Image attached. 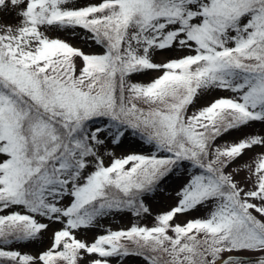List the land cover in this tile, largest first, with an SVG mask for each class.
Masks as SVG:
<instances>
[{
  "label": "snow or ice",
  "instance_id": "6c2138e0",
  "mask_svg": "<svg viewBox=\"0 0 264 264\" xmlns=\"http://www.w3.org/2000/svg\"><path fill=\"white\" fill-rule=\"evenodd\" d=\"M21 4L19 25L0 26V264H110L130 254L148 264H250L232 254L241 250L264 264V220L253 214L264 217V152L226 171L245 150L264 148V133L215 145L264 124V0H0V9ZM53 28L73 38L81 29L103 51L51 38ZM172 48L187 54L154 62ZM147 70L162 74L131 80ZM213 89L232 95L189 114ZM97 118L108 123L90 128ZM127 129L154 150L106 153V165L101 134L117 145ZM185 161L197 171L152 226L79 235L113 211L148 213L142 196ZM245 169L248 189L234 180ZM199 206L209 207L205 217L173 223ZM52 223L61 227L47 249L10 247Z\"/></svg>",
  "mask_w": 264,
  "mask_h": 264
},
{
  "label": "rangeland",
  "instance_id": "374dc122",
  "mask_svg": "<svg viewBox=\"0 0 264 264\" xmlns=\"http://www.w3.org/2000/svg\"><path fill=\"white\" fill-rule=\"evenodd\" d=\"M87 0H75V3L78 5H83ZM99 2V0H96ZM25 5L21 4L18 8L13 9L10 5L6 8L0 9V26L12 25L17 26L20 23L21 17L17 15L18 11L23 8ZM47 35L51 38H61L65 39L74 46L80 47L86 53H101L103 49L93 43L90 40L81 39L85 35L83 30H76V37L73 38L70 31L57 30L55 28L47 31ZM187 54L186 51H178L176 48L168 49L165 51H157L154 53V62L163 63L170 58L179 57ZM78 66H82L80 61H77ZM162 72L156 70H147L139 74H133L131 80L133 82H142L148 83L153 79L161 75ZM232 93L224 90L213 89L204 94H201L196 98L195 103L189 107V114L195 110L208 105L214 99L221 96H231ZM139 106L147 109L149 105L140 104ZM106 123V118H101L98 121H93L90 123V128H95L97 126H104ZM264 133V124L262 123H253L249 127L241 128L238 131H231L228 134L220 137L216 140L215 145H224L226 142L234 143L238 142L239 139L243 138L245 134L251 133ZM101 139L105 140V145L100 149V154L104 159L105 164L111 162L112 156L107 155L106 153H114L115 157H121L128 155L130 153H139L150 155L154 150L152 145H149L139 134V132L132 129H127L125 135L121 138L120 142L117 145H113L108 138V133H102ZM264 152V148L254 147L251 150H245L244 154L238 158L228 169L227 172H232L234 168L239 167L240 165L251 162L255 154ZM160 155H168L167 153H160ZM254 167V165H253ZM197 170L193 168L189 162H181L178 164L174 170L165 178L162 182L159 183L158 187L151 193H146L142 196L143 203L148 207V213H142L137 216L134 215L130 210L124 211H113L108 215L102 217L98 221V227H94L91 230L83 231L79 233L82 238L91 241L96 235L102 234L104 230H120L127 229L131 227L132 224L147 225L152 226L155 222L156 215L170 210L172 207L176 206L178 202L177 192L187 183L189 177L194 174ZM248 176L247 169L241 170L238 173L234 174V180L238 181L241 187L248 189L252 187L251 181H246L245 178ZM68 199L64 200V203L67 204ZM255 202V201H253ZM209 211V207L199 206L196 210L190 211L185 214H177L174 218L173 223L184 224L188 220L205 217ZM257 215L259 219L264 220V217L260 216L258 213H253ZM47 223L48 221H42ZM61 227L59 223H52L47 231H44L40 238L32 242H17L11 245L12 249H18L22 252H28L30 254H37L48 247L51 246L52 236L55 230H58ZM171 234V233H169ZM240 257L243 256H259L261 253L251 250H241L232 253ZM225 257L228 253L224 254ZM93 257H88L92 259ZM81 264H86V261H81ZM110 264H148L147 260L139 255L130 254L122 259L112 258L110 259Z\"/></svg>",
  "mask_w": 264,
  "mask_h": 264
},
{
  "label": "water",
  "instance_id": "95a60500",
  "mask_svg": "<svg viewBox=\"0 0 264 264\" xmlns=\"http://www.w3.org/2000/svg\"><path fill=\"white\" fill-rule=\"evenodd\" d=\"M256 257H257V256H245V257H243V258H247L248 261H255Z\"/></svg>",
  "mask_w": 264,
  "mask_h": 264
},
{
  "label": "trees",
  "instance_id": "16d2710c",
  "mask_svg": "<svg viewBox=\"0 0 264 264\" xmlns=\"http://www.w3.org/2000/svg\"><path fill=\"white\" fill-rule=\"evenodd\" d=\"M101 118H97L96 120H94V121H98V120H100Z\"/></svg>",
  "mask_w": 264,
  "mask_h": 264
}]
</instances>
